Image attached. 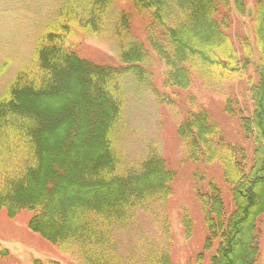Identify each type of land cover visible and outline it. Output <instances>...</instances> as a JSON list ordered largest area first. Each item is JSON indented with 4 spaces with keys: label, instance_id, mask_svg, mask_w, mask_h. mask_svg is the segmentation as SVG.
Wrapping results in <instances>:
<instances>
[{
    "label": "trees",
    "instance_id": "obj_1",
    "mask_svg": "<svg viewBox=\"0 0 264 264\" xmlns=\"http://www.w3.org/2000/svg\"><path fill=\"white\" fill-rule=\"evenodd\" d=\"M116 1L65 0L36 36L30 60L0 96V214L15 218L29 213L31 232L78 264H172V245L163 239L170 224L160 223L163 240L153 239L140 256L136 251L123 255L117 244L118 235L140 213L165 201L174 176L151 148L133 165H122L116 150L123 121L121 84L130 76L139 85L147 83L150 54L165 67V88L186 90L194 78L216 85L237 79L252 48L241 39L246 59L240 60L229 33L231 10H249L243 0H129L143 25V41L132 32L130 14L114 12ZM252 14L257 82L250 88L253 112L242 119L246 137L254 141L250 158L242 147L226 142L202 108L189 113L177 129L189 161L218 165L230 188V214L213 183L208 193H197L205 249L217 246L210 264H255L259 253L264 0H256ZM80 31L96 39L111 37L119 65L80 57ZM226 110L235 111L230 105Z\"/></svg>",
    "mask_w": 264,
    "mask_h": 264
},
{
    "label": "rangeland",
    "instance_id": "obj_2",
    "mask_svg": "<svg viewBox=\"0 0 264 264\" xmlns=\"http://www.w3.org/2000/svg\"><path fill=\"white\" fill-rule=\"evenodd\" d=\"M64 1L0 0V96L30 60L36 36L55 18ZM255 3L256 0H243L248 13L231 10L229 33L240 60L246 59L240 40H248L252 48V57L237 79L216 85L194 78L186 90L165 88L162 82L165 67L150 54L145 66L146 84L139 85L131 76L123 80V121L116 134V150L122 165H133L151 148L161 155L165 169L174 174L165 201L140 213L135 222L118 235L117 244L123 255L136 251L140 256L148 251L153 239L161 240V222L171 226L163 239L172 245V264H210L216 254V244L209 250L204 246L206 231L197 193H208V184L213 183L220 189L222 204L230 214L233 211L230 188L218 165L189 161L177 129L189 113L202 108L210 121L220 127L226 142L242 147L250 158L254 141L246 137L242 119H249L254 109L250 88L257 82L254 69L257 54L252 38ZM123 10L130 14L133 34L144 41L143 25L134 15L129 0L116 1L114 12ZM76 39L80 57L99 65H119L117 46L111 37L96 39L80 31ZM226 105L235 111H227ZM29 219L27 212L15 218L0 214V264H78L42 236L31 232ZM185 219L189 221L187 225ZM258 250L255 264H264V217L260 218Z\"/></svg>",
    "mask_w": 264,
    "mask_h": 264
}]
</instances>
